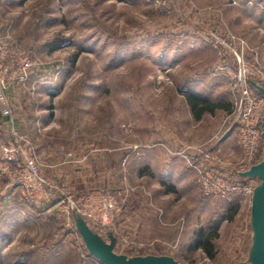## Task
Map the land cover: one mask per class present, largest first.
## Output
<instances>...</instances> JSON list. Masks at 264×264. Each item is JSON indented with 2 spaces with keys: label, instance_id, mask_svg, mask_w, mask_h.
<instances>
[{
  "label": "rangeland",
  "instance_id": "rangeland-1",
  "mask_svg": "<svg viewBox=\"0 0 264 264\" xmlns=\"http://www.w3.org/2000/svg\"><path fill=\"white\" fill-rule=\"evenodd\" d=\"M0 37L37 63L8 80L13 122L0 114V264H103L80 221L128 258L249 262L252 206L206 198L196 166L241 161L222 143L223 69L236 53L264 67V0H0ZM182 92L230 109L197 121ZM30 148L41 181L23 188ZM214 232L209 258L197 242Z\"/></svg>",
  "mask_w": 264,
  "mask_h": 264
},
{
  "label": "built area",
  "instance_id": "built-area-1",
  "mask_svg": "<svg viewBox=\"0 0 264 264\" xmlns=\"http://www.w3.org/2000/svg\"><path fill=\"white\" fill-rule=\"evenodd\" d=\"M235 57L236 61L223 69L229 78L233 97L230 129L227 133L235 135L238 147L242 151V158L237 167L233 168L230 177L208 170L199 163L196 166L197 182L206 198L222 200L238 196L240 203L248 202L252 206V197L257 186L250 178H242L239 174L248 172L264 158V96L252 85L256 83L264 87V67L257 63L255 65L247 63L238 53ZM36 65L29 55L21 52L16 45L10 44L6 38L0 37V114L11 123L13 122L9 97L11 85H8V80H15L19 75L26 78L27 72ZM29 150L30 153L25 155L24 166L20 165L23 170L22 174H19V185L24 186L23 188H36V182L40 180L38 161L35 151L31 148ZM14 159L8 160L11 162ZM111 203L104 202L98 211V215L105 221H109L120 211L117 203Z\"/></svg>",
  "mask_w": 264,
  "mask_h": 264
},
{
  "label": "water",
  "instance_id": "water-1",
  "mask_svg": "<svg viewBox=\"0 0 264 264\" xmlns=\"http://www.w3.org/2000/svg\"><path fill=\"white\" fill-rule=\"evenodd\" d=\"M252 85L264 96V88L262 86L256 83H252ZM239 176L250 179L256 178L260 181L252 197L251 226L253 243L250 249L249 262L241 264H264V158L260 164L254 166L248 172L239 174ZM78 223V230L84 237L88 251L103 264H180L169 256H138L128 258L124 255H118L114 251V239L113 243L108 245L93 233L84 222L80 221Z\"/></svg>",
  "mask_w": 264,
  "mask_h": 264
},
{
  "label": "trees",
  "instance_id": "trees-1",
  "mask_svg": "<svg viewBox=\"0 0 264 264\" xmlns=\"http://www.w3.org/2000/svg\"><path fill=\"white\" fill-rule=\"evenodd\" d=\"M185 97L191 112L195 118V120L200 121L207 114H215L218 110H228L230 109L229 105H224L222 103H216L210 101L206 98H203L193 92H182ZM239 207L234 208L232 213L227 218L228 221H232L234 217L238 214ZM218 238L216 232L210 233L207 235L201 234L198 237V247L202 249L209 258L213 257L214 244L213 241Z\"/></svg>",
  "mask_w": 264,
  "mask_h": 264
},
{
  "label": "crops",
  "instance_id": "crops-1",
  "mask_svg": "<svg viewBox=\"0 0 264 264\" xmlns=\"http://www.w3.org/2000/svg\"><path fill=\"white\" fill-rule=\"evenodd\" d=\"M4 121L8 122L9 120L7 118H4ZM222 143H225V144L226 143H230V166H231V162H232L231 160L235 158L236 154L242 155V151H241L240 148L238 149L237 147H234L235 144H237L235 135H229V136L225 137L223 139ZM221 147H222V145L219 146L218 149H220ZM211 167H212L213 171H215V172H219V173L226 172V173H229L228 171H225V169H223L219 163H215V164L211 163ZM232 173H233V168L230 167V175Z\"/></svg>",
  "mask_w": 264,
  "mask_h": 264
}]
</instances>
